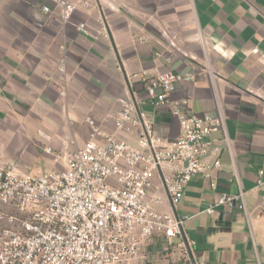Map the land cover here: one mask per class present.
Segmentation results:
<instances>
[{
    "label": "crops",
    "instance_id": "crops-1",
    "mask_svg": "<svg viewBox=\"0 0 264 264\" xmlns=\"http://www.w3.org/2000/svg\"><path fill=\"white\" fill-rule=\"evenodd\" d=\"M85 2L61 23L50 0H0V163L13 146L26 162L41 149L62 166L88 139L87 119L113 132L120 100L128 85L138 86L141 70L191 73L166 105L154 108L141 96L163 142L178 136L177 106L225 120L226 136L211 135L220 160L216 186L193 176L174 212L185 217L198 264H264V212L255 188L259 170L264 178V0ZM100 19L108 37L96 33ZM158 184L156 178L154 191L162 195ZM240 190L247 213L228 205L204 212L221 193ZM158 208L170 211L164 196ZM155 257L152 264H162L163 255Z\"/></svg>",
    "mask_w": 264,
    "mask_h": 264
},
{
    "label": "built area",
    "instance_id": "built-area-1",
    "mask_svg": "<svg viewBox=\"0 0 264 264\" xmlns=\"http://www.w3.org/2000/svg\"><path fill=\"white\" fill-rule=\"evenodd\" d=\"M50 2L61 23L70 22L74 11L86 5L85 0ZM41 10L52 14L49 5ZM98 23L97 35L108 37L106 23ZM77 27L87 31L85 23ZM135 76L138 86L128 85L113 132L104 133L87 119L88 139L67 154L61 168L35 175L0 164V264H152L159 253L161 263L198 264L194 241L183 230L185 217L174 210L193 176L216 186L212 173L220 160L211 135L221 131L226 136L224 117L177 106L178 136L163 142L141 96L154 108L166 105L177 85L193 75L168 68L141 70ZM45 151L55 161L59 157L49 147ZM156 178L168 212L158 208L163 196L154 191ZM255 188L264 212L263 170ZM219 205L247 213L242 190L221 193L204 212Z\"/></svg>",
    "mask_w": 264,
    "mask_h": 264
},
{
    "label": "rangeland",
    "instance_id": "rangeland-1",
    "mask_svg": "<svg viewBox=\"0 0 264 264\" xmlns=\"http://www.w3.org/2000/svg\"><path fill=\"white\" fill-rule=\"evenodd\" d=\"M12 147L13 146L8 147L7 151L3 153V158H5L6 160L0 163L6 169L12 168L14 171L22 174L32 173L35 175H40L53 168H61V165L58 162L49 160L48 157L44 156V151H42L41 149L38 151L37 156L27 158L26 162L22 158L24 154L18 153V151L13 150ZM162 264H165V262Z\"/></svg>",
    "mask_w": 264,
    "mask_h": 264
}]
</instances>
